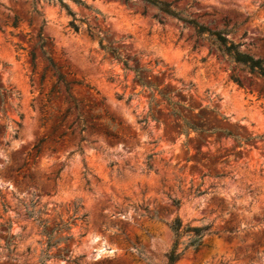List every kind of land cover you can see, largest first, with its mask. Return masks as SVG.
Returning <instances> with one entry per match:
<instances>
[{
  "label": "rangeland",
  "instance_id": "rangeland-1",
  "mask_svg": "<svg viewBox=\"0 0 264 264\" xmlns=\"http://www.w3.org/2000/svg\"><path fill=\"white\" fill-rule=\"evenodd\" d=\"M65 1L85 19L77 33L58 3L0 0V264L45 256L31 208L50 226L69 222L63 235H73L44 264H71L57 254L79 264H167L177 218L212 233L175 264H264V80L143 0H82L104 23ZM163 1L264 59V0ZM88 25L140 71L101 49ZM41 36L66 80L81 82L69 92Z\"/></svg>",
  "mask_w": 264,
  "mask_h": 264
},
{
  "label": "trees",
  "instance_id": "trees-1",
  "mask_svg": "<svg viewBox=\"0 0 264 264\" xmlns=\"http://www.w3.org/2000/svg\"><path fill=\"white\" fill-rule=\"evenodd\" d=\"M52 3H58L62 8L66 9L67 13L72 16V19L69 22L70 28L74 32H79L81 25L85 23L84 18H77L76 13L71 9L69 4L65 0H48ZM77 4H82L86 8L92 10L95 13L94 19L96 21H101L102 23L105 22L104 15L99 12L98 10L92 9L91 7L84 4L82 0H72ZM144 2L151 4L155 6L159 13H162L164 15L170 16L178 21L183 22L184 24H189L194 27L195 32L197 36L200 38L206 39L211 46H213L217 51H219L224 56L228 57L231 62L235 64V66H241L245 70H247L249 73L260 77L264 80V59L263 58H255L253 55L246 53L242 50H240V44L235 43L233 40H231L228 37V31L227 30H211L207 26L200 24L193 18H189L183 15V11L179 10L172 6L171 3L165 2L163 0H143ZM93 28L88 25L87 26V32L90 37H98L100 48L104 51L110 52L112 56L121 61L123 63V66L126 70H133L135 72L140 71L139 69H136L130 65L129 59L122 58L121 54L118 52L116 48H113L110 46L112 43H105V33L99 30L98 32H94L92 30ZM39 47L41 48L43 54L46 56V59L51 66L55 70V74L57 75V81L62 82L66 88V91L69 92L71 89V84H81L80 81L73 80L71 82L67 81L65 78V75L60 72L59 68L57 67L55 61L50 56V53L46 46V40L42 36L39 38ZM35 57L33 55V61ZM235 81L237 83H240L239 79L237 77H234ZM139 82L143 87H151L150 84L145 82L142 78H139ZM1 89V88H0ZM167 97V96H165ZM72 101L74 102L75 108L78 111V103L76 99H74L72 96H70ZM167 99L172 103L171 98L167 97ZM179 117H181L179 115ZM182 118V117H181ZM185 122L186 128L194 129L196 131H202L201 128H198L197 126H192L185 118H182ZM77 124L80 126V133L85 131L87 122L84 120L81 113H78L77 116ZM109 136H115V134H111L110 132H106ZM64 133L61 134L63 136ZM85 140L83 136H81L80 141ZM45 141V138H41L35 145V148L37 151L40 150V146L42 142ZM196 195L203 194L202 191L196 190ZM176 205H179V201H175ZM4 205V210L6 211L7 205ZM44 213L43 210L39 209L37 212L34 211L33 208L31 210H26V216L28 218H32L40 228V233L46 236V248L44 249V257L42 260H40L39 264H44L46 259L53 257V255L49 254V251L51 248L58 246L61 242H66L69 239L73 238V235L71 233H68L67 235H63L65 231H69L70 229V223L69 222H60L57 223L55 226H50V221L48 218H43L42 214ZM81 219L85 221L86 214H82L75 219ZM5 228V231H9L11 228V220L10 218H7L5 222L1 224ZM170 228L174 235V241L172 244V247L170 251L167 253V264H175L181 256L184 255V253L188 250L193 251L194 253H198L204 245V238L206 235H210L212 232H210V224L206 225H200V226H192L189 223L183 224L182 221L177 218L175 219L172 224L170 225ZM187 237L186 240H182L183 237ZM13 237V236H12ZM12 237L7 240L5 244V249L10 254L14 251V248H11L12 245H14V242H12ZM55 257H62L64 258L68 263L71 264H79V261L81 257H75L71 258L69 256L57 254Z\"/></svg>",
  "mask_w": 264,
  "mask_h": 264
}]
</instances>
